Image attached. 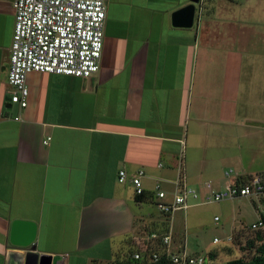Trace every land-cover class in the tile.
<instances>
[{
    "label": "crops",
    "instance_id": "1",
    "mask_svg": "<svg viewBox=\"0 0 264 264\" xmlns=\"http://www.w3.org/2000/svg\"><path fill=\"white\" fill-rule=\"evenodd\" d=\"M12 1L0 0V264L24 261L15 219L36 223L51 264H116L161 228L155 183L171 192L181 168L204 195L228 169L264 172V0H199L191 27L171 22L191 0H105L99 70L28 73L26 107L9 100ZM141 169L143 202L129 181Z\"/></svg>",
    "mask_w": 264,
    "mask_h": 264
},
{
    "label": "built area",
    "instance_id": "2",
    "mask_svg": "<svg viewBox=\"0 0 264 264\" xmlns=\"http://www.w3.org/2000/svg\"><path fill=\"white\" fill-rule=\"evenodd\" d=\"M14 28L9 49L7 80L12 87L10 102L20 107L27 106L29 90L27 74L32 71L54 73L86 78L99 70L106 17L105 0H13ZM49 137L44 141L47 143ZM232 169L225 171L228 179L225 186L216 189L210 182L204 183L205 193L199 196L198 189L188 185L180 168L173 183V190L167 192L160 183L154 185L155 206L168 217L167 231H153L151 240L142 243L135 259L147 256L157 261L162 255L168 264H204L205 256L190 254L185 245L173 249L171 218L178 211L185 212L191 205L255 198L262 207L259 215L250 225L251 231L264 225V172L246 177ZM138 170L129 178L135 195H142L144 188ZM125 170L118 171V181H127ZM199 200V201H197ZM217 219V217H215ZM229 243L231 237L226 239ZM213 242H219L217 237Z\"/></svg>",
    "mask_w": 264,
    "mask_h": 264
},
{
    "label": "rangeland",
    "instance_id": "3",
    "mask_svg": "<svg viewBox=\"0 0 264 264\" xmlns=\"http://www.w3.org/2000/svg\"><path fill=\"white\" fill-rule=\"evenodd\" d=\"M255 173L260 172L251 174ZM198 193L202 197L199 190ZM261 207V203L255 198H242L240 202L226 200L193 204L185 212L178 211L176 218L172 219V235L175 237L173 249L177 251L181 245H185L188 253L200 256H206L208 252L213 251L215 257H206L205 264H224L233 257H250L253 248H246L245 244L255 236V231L250 230V225L257 219ZM143 208L144 212L157 214L152 205H144ZM147 236V230L137 234V237L142 238L140 242L151 243ZM214 237H217L219 242H213ZM227 237L232 238L230 243L226 240Z\"/></svg>",
    "mask_w": 264,
    "mask_h": 264
},
{
    "label": "water",
    "instance_id": "4",
    "mask_svg": "<svg viewBox=\"0 0 264 264\" xmlns=\"http://www.w3.org/2000/svg\"><path fill=\"white\" fill-rule=\"evenodd\" d=\"M199 0H191L189 4L173 11L171 22L173 26L191 27L194 23L196 4ZM37 225L34 221L15 219L11 223L9 235L10 244L23 254V264H51V255L38 253L35 246Z\"/></svg>",
    "mask_w": 264,
    "mask_h": 264
},
{
    "label": "trees",
    "instance_id": "5",
    "mask_svg": "<svg viewBox=\"0 0 264 264\" xmlns=\"http://www.w3.org/2000/svg\"><path fill=\"white\" fill-rule=\"evenodd\" d=\"M145 198L146 197L144 194L136 195L137 201L143 202L145 201ZM162 219L163 220H162L161 228L160 230H156V232L163 233L167 231L168 217L166 215H163ZM245 247L251 250L253 248V252L250 257H243V256L233 257L227 260L226 263L224 264H264V225L262 229L255 231V236L252 239L246 241ZM130 253H133V251L131 250ZM208 256L210 258H214L215 257L214 252L213 251L208 252V254L205 256V259ZM168 263H169L168 258L165 255H162L161 258L157 261H150L147 259L146 255L143 258L135 259L132 254L131 256L121 260L116 264H168Z\"/></svg>",
    "mask_w": 264,
    "mask_h": 264
}]
</instances>
